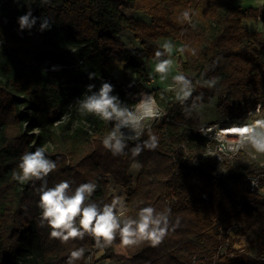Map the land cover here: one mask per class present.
Here are the masks:
<instances>
[{
    "label": "trees",
    "instance_id": "obj_1",
    "mask_svg": "<svg viewBox=\"0 0 264 264\" xmlns=\"http://www.w3.org/2000/svg\"><path fill=\"white\" fill-rule=\"evenodd\" d=\"M29 8L36 24L19 32L17 20ZM189 8L191 24L180 19ZM122 10L149 21L128 18ZM42 18L49 19L50 30L39 31ZM245 20H260L262 31L250 32ZM127 32L138 48L125 45L121 35ZM161 39L190 49L182 53L180 73L193 81V99L182 106L173 90L154 91L164 115L148 130L158 137V147L133 156L130 149L148 138L146 130L139 141L129 140L124 154L113 156L102 146L112 122L81 116L77 103L109 82L112 95L134 107V85H117L113 74L119 71L143 88L142 82L151 80L145 65L153 61ZM89 73L95 79L89 80ZM211 78L215 86H201ZM88 85H94L92 92L85 90ZM201 93L202 104L185 113ZM213 100L223 122L240 124L250 115L254 122L264 119V7L243 9L233 0H0V264H66L79 247L86 251L74 264H87L88 251L95 248L88 236L68 242L50 238L49 229L39 225L33 182L13 179L20 157L42 146L57 165L47 177L49 187L61 180L72 181L73 189L94 182L91 199L110 203L112 181L124 190L133 218L142 207L171 209L168 234L158 246L145 242L125 248L117 237L102 250L103 259L115 264H264V195L250 191L248 172L235 162L240 154L222 165L206 154L214 143L201 131L198 109ZM258 105L259 113H253ZM64 114L67 120H61ZM137 161L141 167L133 180L129 170ZM261 170L255 167L254 173ZM34 183L39 187V181ZM234 226H240L239 235L256 234L255 256L233 249L229 231Z\"/></svg>",
    "mask_w": 264,
    "mask_h": 264
},
{
    "label": "clouds",
    "instance_id": "obj_2",
    "mask_svg": "<svg viewBox=\"0 0 264 264\" xmlns=\"http://www.w3.org/2000/svg\"><path fill=\"white\" fill-rule=\"evenodd\" d=\"M47 3V0H43ZM192 9H185L180 13L182 22L192 23ZM36 17L32 16L31 8L17 20L18 31L31 29L36 24ZM50 30L48 18H42L39 31ZM190 49L181 45L177 47L170 40H165L153 54V72L150 78L158 77L161 81H168L169 87L175 92V99L184 106L186 101L193 99L194 84L191 79L182 73L172 74L174 64L173 52L185 53ZM89 80L95 79V73H89ZM216 78L202 81L201 86H215ZM94 85L86 87L87 92H92ZM114 86L109 82L100 85L99 90L77 103V111L81 116H94L105 122H112V128L102 140L105 150L113 156L124 154L128 147L129 139L125 137L121 128L130 127L136 135V140L148 130L145 123L159 117L158 107H155V98L148 93H139L134 107L123 106L118 95H112ZM203 94L196 96L194 102L185 113H190L197 107L196 102L202 104ZM202 108V107H201ZM200 108V110H201ZM69 117L64 114L61 120ZM59 123V122H57ZM37 134L39 129L34 130ZM201 131H206L201 129ZM238 134V139L231 143L240 148H247L252 159L264 155V119L256 120L253 124H243L232 130ZM158 137L148 130V138L130 149L133 156H139L144 149L154 150L158 147ZM137 170L141 164H133ZM18 172L13 179L20 184L33 182L35 192L39 196L37 207L40 210L39 225L49 229L48 235L52 239L68 242L69 240H83L85 236L94 241L97 249L109 247L119 237L121 246L127 248L141 243H149L152 247L163 242L169 231L170 208L157 211L152 206L142 207L135 218L129 216L125 198L116 196L110 203H97L91 197L96 191L94 182L81 183L72 188V181L61 180L49 187L47 177L56 168V162L46 156V146L36 147L33 152H26L20 157L17 165ZM39 181V187L35 186ZM255 183V182H253ZM178 223V222H177ZM86 249L83 247L71 251L66 264H74L76 260L84 257Z\"/></svg>",
    "mask_w": 264,
    "mask_h": 264
},
{
    "label": "rangeland",
    "instance_id": "obj_3",
    "mask_svg": "<svg viewBox=\"0 0 264 264\" xmlns=\"http://www.w3.org/2000/svg\"><path fill=\"white\" fill-rule=\"evenodd\" d=\"M233 2L235 4H239L245 8H254L257 7L258 4H260V6L257 8H261L264 7V0H233ZM124 15H126V17L128 18H140V20L143 21H149L146 17L144 16H140V14H136L133 11L130 10H122ZM248 22H246L248 25H251V27H253V30L249 29L250 32H259L262 31L263 28V24L260 20L258 21H253V20H247ZM145 23V22H144ZM246 24V25H247ZM261 27V28H259ZM121 38L123 40V42L125 43V45L129 48H138L139 44L137 41L134 40L132 33L127 32V33H123L121 35ZM177 47H179L178 44L174 43ZM173 58H174V64H173V68H172V74H177L180 73V66H181V62L183 60V55L181 53H177V52H173ZM153 65L152 61H149L146 63L145 67L149 69V75L150 73L153 72V67L151 66ZM152 68H151V67ZM114 79L117 83V85L122 86V85H134L132 87L133 89V93L130 96V100L134 102V104H136L137 100L139 99L138 94L139 93H148L151 94L153 96V92L158 90V89H165L167 91L172 90L169 85L171 84V77H169L168 81H161L159 80L158 77L156 78H151V80L149 82H142V87L140 88L138 87L139 84L137 83V81L135 82H130L128 80L125 79V77L119 72L116 71L114 74ZM87 96H90V94H87ZM216 100H213L211 102V104L209 105H203L201 106V110L200 108L198 109L199 112V116H200V120H201V126L202 127H206L209 125H213L214 123H222L223 120H219L218 119V115L216 112ZM135 106V105H134ZM156 107H158L160 115L158 118L154 119V120H149L146 121L145 123L147 124L148 128H150L152 126V124L154 122H156L162 115H164L163 110L157 106V104L155 105ZM229 124H232V121L228 122ZM253 115H250L249 118L243 119V121L240 122V124H253ZM77 124L74 123L73 125H71L69 127V130L71 131ZM135 140V137L134 139ZM248 152L249 150L247 148H244V151L240 153L239 157L236 158L235 162H237V165H239L240 167H246L249 165V159H248ZM257 161L258 162H262L264 161V155H258L257 156ZM236 165V163H235ZM233 167V166H232ZM226 169L223 168L222 172H225ZM264 172V169H262L258 174H254L253 176H257L259 178V181H261L262 183H264L263 176L261 175ZM129 175L132 176L133 180H135V176H136V168L133 167V165L131 166L130 170H129ZM109 190L112 193V195L114 197L116 196H121L124 197L126 200V196H125V192L122 188L117 187L114 185V183L112 181H110L109 184ZM230 237H231V241L233 243V249H243L244 251H247L249 254H251L252 256L256 255V250H255V241H256V234H254L253 232H249L246 235H239L238 233H236L235 231H230ZM108 248V247H107ZM105 248V249H107ZM89 256L87 258V264H115L113 262H109L106 259H103V253L104 251H99L97 248H92L89 249ZM116 252L119 253H124V250L122 248H117Z\"/></svg>",
    "mask_w": 264,
    "mask_h": 264
},
{
    "label": "built area",
    "instance_id": "obj_4",
    "mask_svg": "<svg viewBox=\"0 0 264 264\" xmlns=\"http://www.w3.org/2000/svg\"><path fill=\"white\" fill-rule=\"evenodd\" d=\"M259 109L260 106L258 105L256 109L253 111V113H259ZM241 125L243 124H235V123L229 124L228 122H222V123H214L213 125L202 127V129L206 130V131H202L203 134L206 136V138H208L211 142L214 143V145L212 146L210 145L206 148V154L212 156L218 165H222L226 159H234L237 155H239L241 152L244 151V148H240L238 145L231 143L232 140L238 139V134L233 132L232 130ZM133 139H129V140H133ZM248 159H249V165L242 170V173L248 172L246 181L248 182L249 189L251 192L264 195V183L259 181V178L257 176H253L254 174H258V173H254L255 167L264 169V161L258 162L257 158L252 159L249 156V154H248ZM261 175L263 176L262 180L264 181V172ZM240 229H241L240 226H234L230 231L231 232L235 231L236 233H238ZM227 247L228 246L226 244L221 249L225 250V248Z\"/></svg>",
    "mask_w": 264,
    "mask_h": 264
},
{
    "label": "crops",
    "instance_id": "obj_5",
    "mask_svg": "<svg viewBox=\"0 0 264 264\" xmlns=\"http://www.w3.org/2000/svg\"><path fill=\"white\" fill-rule=\"evenodd\" d=\"M237 6H240L241 8H245V7H243V6H241V5H239V4H236ZM260 6V4H258V6L257 7H254V8H258ZM149 20V19H148ZM246 22H248L247 20H245L244 22H243V25H244V27L247 29V30H249V29H251V30H253V27H251V25H248ZM247 24V25H246ZM249 28V29H248ZM259 28H261V27H259ZM253 33V32H252ZM165 40H169V39H161L160 41H159V43H160V45L165 41ZM170 41H172V40H170ZM173 42V44H174V41H172ZM153 62V61H152ZM152 67H153V65H151ZM150 66V67H151ZM151 67V68H152ZM138 173H139V170H137L136 169V176H135V178L137 177V175H138Z\"/></svg>",
    "mask_w": 264,
    "mask_h": 264
},
{
    "label": "bare ground",
    "instance_id": "obj_6",
    "mask_svg": "<svg viewBox=\"0 0 264 264\" xmlns=\"http://www.w3.org/2000/svg\"><path fill=\"white\" fill-rule=\"evenodd\" d=\"M156 107V106H155ZM121 132H123L124 135L126 136H130V137H134L136 136L137 134L133 133L130 129V127H125V128H121L120 129Z\"/></svg>",
    "mask_w": 264,
    "mask_h": 264
},
{
    "label": "water",
    "instance_id": "obj_7",
    "mask_svg": "<svg viewBox=\"0 0 264 264\" xmlns=\"http://www.w3.org/2000/svg\"><path fill=\"white\" fill-rule=\"evenodd\" d=\"M125 137H127L128 139H133L134 137L136 138V136H134V137L132 138V137H130V136H126V135H125Z\"/></svg>",
    "mask_w": 264,
    "mask_h": 264
}]
</instances>
